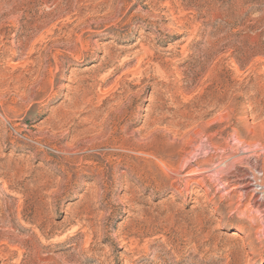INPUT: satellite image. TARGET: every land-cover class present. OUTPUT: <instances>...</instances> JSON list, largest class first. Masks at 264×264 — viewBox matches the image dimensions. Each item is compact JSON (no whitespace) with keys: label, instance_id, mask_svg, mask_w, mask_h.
Returning <instances> with one entry per match:
<instances>
[{"label":"rangeland","instance_id":"obj_1","mask_svg":"<svg viewBox=\"0 0 264 264\" xmlns=\"http://www.w3.org/2000/svg\"><path fill=\"white\" fill-rule=\"evenodd\" d=\"M248 170L264 0H0V264H264Z\"/></svg>","mask_w":264,"mask_h":264},{"label":"bare ground","instance_id":"obj_2","mask_svg":"<svg viewBox=\"0 0 264 264\" xmlns=\"http://www.w3.org/2000/svg\"><path fill=\"white\" fill-rule=\"evenodd\" d=\"M244 179L245 180L242 184L243 185L245 184L247 186L245 191H247V190L250 191L252 196L256 200H258V202L264 203V188H262V189L259 188V185H261V184H259V181L263 180L262 177L255 175V173L252 170H248ZM261 192H262V194H260Z\"/></svg>","mask_w":264,"mask_h":264}]
</instances>
